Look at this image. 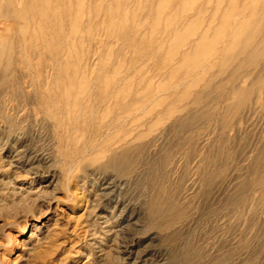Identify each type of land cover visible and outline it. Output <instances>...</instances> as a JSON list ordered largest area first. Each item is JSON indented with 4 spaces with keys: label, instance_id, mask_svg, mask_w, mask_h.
<instances>
[{
    "label": "rangeland",
    "instance_id": "obj_1",
    "mask_svg": "<svg viewBox=\"0 0 264 264\" xmlns=\"http://www.w3.org/2000/svg\"><path fill=\"white\" fill-rule=\"evenodd\" d=\"M242 20L264 40V0H0V264H264Z\"/></svg>",
    "mask_w": 264,
    "mask_h": 264
},
{
    "label": "bare ground",
    "instance_id": "obj_2",
    "mask_svg": "<svg viewBox=\"0 0 264 264\" xmlns=\"http://www.w3.org/2000/svg\"><path fill=\"white\" fill-rule=\"evenodd\" d=\"M239 20V19H238ZM225 25H227L225 23ZM256 25V24H255ZM234 26V25H233ZM251 27V23L250 20H248L247 22H245V20H242L241 23H238V25L236 26L235 30L232 33V37L235 40V43H237V46L241 47L242 51L244 53H248L247 55L248 58L251 60H259L260 58H264V40H259L258 38L255 39V35L252 34V32L250 33L248 31V28ZM256 27V26H255ZM254 27V28H255ZM253 31V30H252ZM255 33V32H254ZM254 35V36H253ZM201 36V35H200ZM221 38V37H219ZM225 39V37H223ZM262 39V38H261ZM202 42V41H201ZM234 42V41H233ZM224 43V42H223ZM207 44V43H206ZM205 44V45H206ZM212 44V43H211ZM214 44V43H213ZM255 46L254 49H251L252 46ZM207 46V45H206ZM211 46V45H210ZM209 46V47H210ZM213 47V46H212ZM195 48V47H194ZM234 48V47H233ZM193 49V48H192ZM235 49V48H234ZM251 49V50H250ZM229 51V50H228ZM195 52V51H194ZM235 54V53H234ZM241 54V53H240ZM196 55V54H195ZM215 55V54H214ZM235 58V56H234ZM232 61V60H231ZM236 61V60H235ZM224 62V60H223ZM227 62V61H226ZM69 88H66L65 90L62 91L61 96H60V101L64 100L66 97H69ZM108 90V89H107ZM106 92V91H105ZM108 92V91H107ZM110 95V94H109ZM107 95V96H109ZM240 99H245L246 97H248V93L242 91L239 93ZM51 100V103H57L59 100L54 99V98H47L46 100ZM54 100V101H53ZM112 101V100H111ZM64 102V101H63ZM124 141V140H123ZM128 141V140H127ZM129 150V149H128Z\"/></svg>",
    "mask_w": 264,
    "mask_h": 264
}]
</instances>
